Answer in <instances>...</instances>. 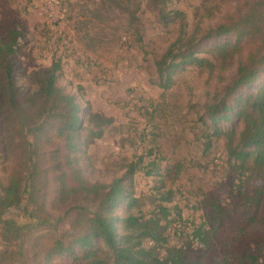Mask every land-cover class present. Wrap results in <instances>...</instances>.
Instances as JSON below:
<instances>
[{"label": "rangeland", "instance_id": "1", "mask_svg": "<svg viewBox=\"0 0 264 264\" xmlns=\"http://www.w3.org/2000/svg\"><path fill=\"white\" fill-rule=\"evenodd\" d=\"M246 4L264 12V0H0V39L11 35L19 47L15 86L36 96L38 78L58 62L57 84L76 95L82 124L89 126V114L111 119L100 138L90 137L86 129L78 133L81 143L88 139L80 154L86 176L110 182L133 166L131 185L143 199L141 211L148 213L159 202L170 209L167 245L219 264L248 248L264 257V196L257 220L249 221L254 211L250 198L260 182L238 176L230 166L224 138L209 136L212 122L204 105L213 96L219 99L248 47L244 43L234 66L223 71L209 73L192 64L174 68L165 89L158 85L156 63L179 36L182 41L173 53L192 46L195 56L211 58L214 45L235 37H207L209 30L244 14ZM260 86L263 74L240 92ZM6 98L0 73L2 141ZM229 124L217 122L225 128ZM4 155L0 142V159ZM0 179L6 184L1 170ZM165 192H170V202L161 200ZM210 202L221 213H214ZM123 211L120 205L116 213ZM198 225L219 226L209 246L191 240ZM65 259L59 256L54 264Z\"/></svg>", "mask_w": 264, "mask_h": 264}, {"label": "trees", "instance_id": "2", "mask_svg": "<svg viewBox=\"0 0 264 264\" xmlns=\"http://www.w3.org/2000/svg\"><path fill=\"white\" fill-rule=\"evenodd\" d=\"M245 11L209 30L207 37H235L234 42L214 45L211 58L195 56L192 46L173 53L182 41L179 36L156 64L158 85L165 89L176 67L192 64L212 73L234 66L246 43L247 54L237 61L219 99L213 96L204 105L212 122L209 136L224 138L230 166L238 176L260 182L250 198L254 211L249 221L254 223L264 196V87L246 94L240 89L264 75V12L247 4ZM18 49L11 35L0 39V73L8 105L0 139L5 152L0 170L7 176L6 184L0 179V264H54L59 256L66 258L62 264H219L167 245L164 231L170 209L159 202L150 212L141 211L143 199L133 194L131 185L133 166L110 182L86 176L80 154L88 139L81 143L78 133L86 129L90 137L100 138L111 119L89 114V126L82 124L76 95L57 84L58 62L38 78L36 96L22 93L14 83ZM221 120L229 126L217 125ZM161 198L170 202V192ZM120 205L121 216L116 213ZM210 206L221 213L211 202ZM11 210L18 211L17 218L9 215ZM218 229L195 226L191 240L209 246ZM222 264H264V257L248 248Z\"/></svg>", "mask_w": 264, "mask_h": 264}]
</instances>
